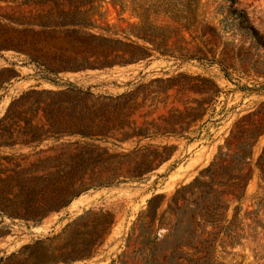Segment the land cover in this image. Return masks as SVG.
<instances>
[{"label":"trees","instance_id":"1","mask_svg":"<svg viewBox=\"0 0 264 264\" xmlns=\"http://www.w3.org/2000/svg\"><path fill=\"white\" fill-rule=\"evenodd\" d=\"M33 1L37 5L48 3L50 7L46 13L39 14L35 22H26L23 33L31 32L32 39L11 41L0 49L26 54L30 62L37 65L40 76L48 81H56L60 73L67 71L136 63L149 66L154 58L160 57L179 65L192 60H217L213 48L207 47L204 41L209 40L208 33H216L217 28L206 19L201 0H134L130 11L138 20L122 30L103 28L108 34L89 31L99 27L94 16L101 7L100 0ZM128 9L129 6L121 2L120 14ZM162 16L168 18L165 23L160 21ZM228 16L238 30L264 49V34L255 27L246 10L237 6V0H230ZM58 31L72 39V49L45 44ZM191 43L194 45L189 46ZM217 61L227 71L229 66L224 60ZM18 75L14 68L1 69L0 88ZM173 87L188 88L204 96L196 100V106L171 109L157 120L138 124L132 118L150 93H165ZM221 92L222 88L212 77L183 71L155 77L149 83L117 94L95 92L91 86L83 88L72 83L57 89L32 87L24 91L10 101L0 118V148L28 146L35 156L30 158L23 152L0 155V215L35 224L92 188L144 180L171 158L175 145L144 143L143 140L158 136H185L189 141L194 140L197 136L186 134L209 121L204 120L208 107L215 104ZM140 93H143V101L139 100ZM254 114L250 112L235 122L226 137L227 149L221 146L210 165L191 183L177 189L164 210L159 211L164 194H155L148 200L138 220L149 231L157 222L175 229L182 221L181 214L187 211L189 194L197 192L204 204L199 212L191 213L187 238L175 245L170 257L164 255L161 262L152 253L147 257V264H202L204 260H211L209 257L218 240L223 244L230 238L235 243L247 235L239 232L245 229L240 204L228 219L232 199L226 195L231 194L241 202L253 175L254 168L247 155L264 129L261 119L252 118ZM200 121L198 128H192ZM126 141H135V146L114 149L107 145L121 146ZM43 144H47L46 147H41ZM256 165L264 177V149ZM257 203L259 207L252 211L255 216L254 222L249 223L248 235L256 243L253 249L256 256L262 259L259 248L264 250L261 242L264 233L260 235L263 232L260 227L264 229V223L259 215L264 209V197ZM196 205L199 208V204ZM167 213L171 216L165 220ZM198 213L200 218H197ZM113 222L110 212L100 210L90 219L69 222L56 235L25 244L1 262L56 264L62 261L69 264L89 258L103 242ZM7 232L8 229L0 228V238ZM201 254H206V258Z\"/></svg>","mask_w":264,"mask_h":264},{"label":"rangeland","instance_id":"2","mask_svg":"<svg viewBox=\"0 0 264 264\" xmlns=\"http://www.w3.org/2000/svg\"><path fill=\"white\" fill-rule=\"evenodd\" d=\"M206 19L217 28L216 33H208L204 40L207 47H212L217 60H224L229 67L224 71L219 61L199 62L192 60L179 65L176 61L163 57L154 58L149 66L145 63L128 65H115L104 69H87L79 77L72 71L62 72L56 81H48L40 76L37 65L30 62L28 56L13 49L1 47L0 70L5 67L14 68L18 76L11 82H5L0 88V118L5 113L10 101L24 91L32 88L64 87L68 83L83 88L92 87L95 92L117 94L126 90L135 89L140 84L149 83L155 77H168L179 71L189 74H201L212 77L222 88L215 104L208 107L204 120L209 119L200 129L186 135L197 136L189 141L185 136L154 137L144 139L143 142L168 143L175 145L171 158L164 162L159 170L148 175L144 180L129 181L113 186L92 188L82 193L73 205L63 214H50L44 228L33 229L36 223L27 224L18 218L11 219L0 215V228L8 232L0 238V264L11 253L20 250L25 244L38 238L53 236L60 233L64 227L73 221L90 219L93 213L100 210L110 212L114 222L104 235L103 242L97 250L86 258L88 261L80 264H147V257L153 253L163 262L164 255L172 253L173 248L187 237L186 228L189 226V217L193 210L199 212L204 201L198 198V193L189 194L187 211L182 216L175 229H170L166 224L153 226L149 231L138 220L146 209L148 200L155 194H164L159 211L164 210L171 196L177 189L188 185L198 177L203 169L208 167L215 158L221 146L226 150V137L230 134L235 122L242 116L253 112V119H261L264 125V49L257 46L252 38L236 28L228 16L230 0H201ZM101 7L95 14L99 27L90 32L108 34L103 28L110 26L113 30H122L138 18L131 14L130 8L134 0H100ZM121 2L127 4L129 9L120 14ZM237 6L244 8L251 17L255 27L264 34V0H237ZM48 3L35 4L33 0H0V46L11 41L24 38L32 39V33H23L26 22H35L38 15L49 10ZM165 23L167 17H160ZM24 22V24L20 23ZM54 38H48L45 44L64 45L73 48L72 39L65 37L64 32L54 33ZM187 39L191 36L186 33ZM208 41V42H207ZM194 43L189 44L193 46ZM154 88V87H151ZM145 90H149L146 88ZM142 92V91H141ZM203 94L173 87L165 93L152 92L143 101V93L139 100L142 105L134 112L132 118L138 123L157 120L160 115L168 114L171 109L196 106ZM199 123L192 125L198 128ZM43 144L41 147H46ZM114 149L122 147L132 148L135 141H126L121 146L107 143ZM39 149V148H38ZM264 149V129L254 141L247 155L251 161L254 172L248 180L245 196L240 202L233 195H226L232 199L228 219H231L237 205H241L240 217H244V230L246 233L241 241L233 242L227 238L226 243L218 240L215 245L211 260H204L202 264H263L264 257L259 259L254 252L255 241L250 233L249 223L254 222L258 209L257 200L264 197V177L256 162ZM236 150V147L233 148ZM23 152L30 158L35 156L34 151L28 146L16 145L14 147L2 146L0 155ZM199 204V208L196 207ZM170 213L165 215V220L170 218ZM175 217L177 215H174ZM199 217V213L197 215ZM259 218L264 223V209ZM199 220V219H198ZM212 229V226L209 227ZM264 229L260 227V231ZM264 244V239L261 240ZM264 256V250L259 248ZM185 251H190L185 248ZM206 254H201L206 258ZM170 259V258H169ZM85 260L79 259L76 261ZM76 261L69 264H76ZM56 264H65L58 262Z\"/></svg>","mask_w":264,"mask_h":264},{"label":"water","instance_id":"3","mask_svg":"<svg viewBox=\"0 0 264 264\" xmlns=\"http://www.w3.org/2000/svg\"><path fill=\"white\" fill-rule=\"evenodd\" d=\"M84 72H85V71H72V74H75V75H77V76H79V77H80V76L83 77L82 74H83ZM157 170H159V168H156L154 171H152V173L155 172V171H157ZM77 198H78V197H77ZM77 198H75L74 200H76ZM74 200H73V201H72L67 207L62 208V209L59 210V211L52 212L51 215H52V214H63V213H65L66 210L69 209V208L73 205ZM48 218H49V216H47V217L43 218L42 220H40L39 222H37L36 225L33 226V229L44 228L43 226L46 224V220H47ZM86 261H88V260L85 259V260L76 261V264H80V263H83V262H86Z\"/></svg>","mask_w":264,"mask_h":264}]
</instances>
